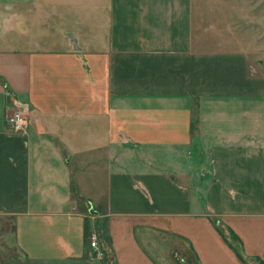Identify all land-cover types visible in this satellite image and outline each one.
I'll return each mask as SVG.
<instances>
[{
    "label": "crops",
    "instance_id": "obj_1",
    "mask_svg": "<svg viewBox=\"0 0 264 264\" xmlns=\"http://www.w3.org/2000/svg\"><path fill=\"white\" fill-rule=\"evenodd\" d=\"M194 25V0H0V264H264V73Z\"/></svg>",
    "mask_w": 264,
    "mask_h": 264
},
{
    "label": "rangeland",
    "instance_id": "obj_2",
    "mask_svg": "<svg viewBox=\"0 0 264 264\" xmlns=\"http://www.w3.org/2000/svg\"><path fill=\"white\" fill-rule=\"evenodd\" d=\"M194 18L200 42L211 49L244 51L253 67L264 73V0H194ZM85 155L75 153L73 159ZM0 225V248L14 250L5 238L11 224Z\"/></svg>",
    "mask_w": 264,
    "mask_h": 264
},
{
    "label": "built area",
    "instance_id": "obj_3",
    "mask_svg": "<svg viewBox=\"0 0 264 264\" xmlns=\"http://www.w3.org/2000/svg\"><path fill=\"white\" fill-rule=\"evenodd\" d=\"M7 123L14 132H26L27 131V120L21 113H13L7 119ZM89 246L93 252V255L100 256L99 242L96 232H92L88 238Z\"/></svg>",
    "mask_w": 264,
    "mask_h": 264
},
{
    "label": "trees",
    "instance_id": "obj_4",
    "mask_svg": "<svg viewBox=\"0 0 264 264\" xmlns=\"http://www.w3.org/2000/svg\"><path fill=\"white\" fill-rule=\"evenodd\" d=\"M194 116H195V122L198 121V116H199V107H198V103L195 102L194 104Z\"/></svg>",
    "mask_w": 264,
    "mask_h": 264
}]
</instances>
